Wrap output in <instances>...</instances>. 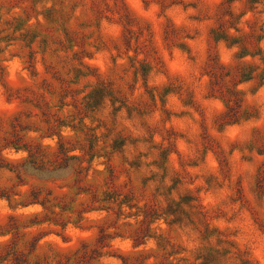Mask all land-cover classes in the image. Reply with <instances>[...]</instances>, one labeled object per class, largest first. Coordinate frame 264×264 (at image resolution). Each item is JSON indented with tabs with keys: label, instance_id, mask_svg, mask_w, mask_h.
<instances>
[{
	"label": "rangeland",
	"instance_id": "rangeland-1",
	"mask_svg": "<svg viewBox=\"0 0 264 264\" xmlns=\"http://www.w3.org/2000/svg\"><path fill=\"white\" fill-rule=\"evenodd\" d=\"M0 264H264V0H0Z\"/></svg>",
	"mask_w": 264,
	"mask_h": 264
},
{
	"label": "trees",
	"instance_id": "trees-1",
	"mask_svg": "<svg viewBox=\"0 0 264 264\" xmlns=\"http://www.w3.org/2000/svg\"><path fill=\"white\" fill-rule=\"evenodd\" d=\"M181 203L183 204V202L181 201Z\"/></svg>",
	"mask_w": 264,
	"mask_h": 264
}]
</instances>
